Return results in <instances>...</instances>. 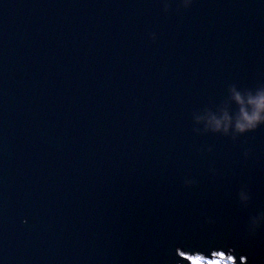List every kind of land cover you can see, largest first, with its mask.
Returning a JSON list of instances; mask_svg holds the SVG:
<instances>
[{
    "label": "water",
    "instance_id": "95a60500",
    "mask_svg": "<svg viewBox=\"0 0 264 264\" xmlns=\"http://www.w3.org/2000/svg\"><path fill=\"white\" fill-rule=\"evenodd\" d=\"M169 3L0 0V264H264V126L192 131L264 84V0Z\"/></svg>",
    "mask_w": 264,
    "mask_h": 264
},
{
    "label": "clouds",
    "instance_id": "9594fccd",
    "mask_svg": "<svg viewBox=\"0 0 264 264\" xmlns=\"http://www.w3.org/2000/svg\"><path fill=\"white\" fill-rule=\"evenodd\" d=\"M163 9L168 12L171 4L169 0H162ZM195 0H178L177 9H188L192 7ZM152 41L157 39L156 33H149ZM227 99L216 105L210 99L212 107H205L203 110H197L192 113V120L195 127L192 131L197 135L219 134L229 137L236 141L240 136L264 126V84L255 89H240L232 84L228 87ZM232 105L236 108L233 109ZM208 151H212L209 147ZM249 152H244L247 158ZM195 181L190 178L185 179V185L194 184ZM240 202L247 206L250 195L246 187H242L239 192ZM264 222V213H260L250 218V224L255 226ZM198 259V258H197Z\"/></svg>",
    "mask_w": 264,
    "mask_h": 264
},
{
    "label": "rangeland",
    "instance_id": "374dc122",
    "mask_svg": "<svg viewBox=\"0 0 264 264\" xmlns=\"http://www.w3.org/2000/svg\"><path fill=\"white\" fill-rule=\"evenodd\" d=\"M212 259L208 256L205 255H201V254H190L189 256H197L199 257V259L203 260L204 262H202L201 264H235L233 261H235L234 257L232 256V254H228L227 258H224L226 255L222 250H213V252H211ZM214 256H219V257H214ZM190 264H193L192 262H190Z\"/></svg>",
    "mask_w": 264,
    "mask_h": 264
},
{
    "label": "bare ground",
    "instance_id": "6f19581e",
    "mask_svg": "<svg viewBox=\"0 0 264 264\" xmlns=\"http://www.w3.org/2000/svg\"><path fill=\"white\" fill-rule=\"evenodd\" d=\"M186 256L190 259V261L193 264H201L202 262H204L203 260L199 259V257H197V256H189V255H186Z\"/></svg>",
    "mask_w": 264,
    "mask_h": 264
}]
</instances>
